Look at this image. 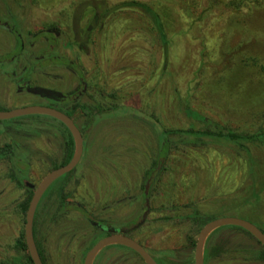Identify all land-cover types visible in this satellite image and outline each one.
<instances>
[{"label": "rangeland", "instance_id": "rangeland-1", "mask_svg": "<svg viewBox=\"0 0 264 264\" xmlns=\"http://www.w3.org/2000/svg\"><path fill=\"white\" fill-rule=\"evenodd\" d=\"M92 1L105 2L99 7L108 12L94 26L88 50L67 46L73 37L71 16L85 5L82 23L89 22ZM229 1L0 0V17L12 20L5 12L11 8L24 38L42 25L59 27L57 52L82 69L87 85L81 102L90 111L113 104L137 110L104 118L91 128L90 114L75 113L88 132L83 156L69 177L51 185L36 212V240L47 264H83L86 252L103 237L91 220L122 228L140 223L130 236L167 264H194L205 219L236 216L264 229V140L235 144L225 138L169 135L174 144L166 167L149 193L144 189L161 142L149 119L168 129L229 127L247 133L264 128V0H248L239 8L227 6ZM15 44L14 36L0 28V54ZM44 45L38 41L34 51ZM45 71L34 76L36 83L62 91L79 84L78 76L64 67ZM18 97L0 70L3 103L15 108L25 102L18 103ZM187 106L209 122L189 117ZM36 116L0 119V149L10 144L9 154L0 156V264L25 253L16 246L26 217L20 203L32 190L17 183L18 159L24 156L25 178L38 184L65 155L63 128L43 119L53 120L48 115ZM59 184L63 194L52 199ZM75 201L81 202V211ZM206 247L221 248L207 264H264L262 245L232 225L212 231ZM93 264L145 262L133 249L113 244L101 249Z\"/></svg>", "mask_w": 264, "mask_h": 264}, {"label": "trees", "instance_id": "trees-1", "mask_svg": "<svg viewBox=\"0 0 264 264\" xmlns=\"http://www.w3.org/2000/svg\"><path fill=\"white\" fill-rule=\"evenodd\" d=\"M247 1L248 0H231L227 3V6L229 5L231 7L239 8V7L245 6L248 3ZM256 1L260 2V0H256ZM92 2H95V3L89 4L91 6H94V7H92V8H94L92 11V18L89 22H87L86 24L82 23L83 11H84L83 8L85 5L81 6L80 11L78 10L77 12H75L71 16L70 30L72 31L73 37H72V39H68V41L66 42L67 46L71 47L72 45H76V46L79 45V47H81L83 50H85V49L88 50V47L91 44V41L93 39L94 26L98 22H102V19L106 16V14L108 12V9L106 7H104L103 10L100 8L101 7L100 5L101 4L105 5V2H103V1H92ZM132 3H135V1L127 2L126 4L129 5ZM187 10H188V7L185 9V11H187ZM159 28H160V30H162L161 26H159ZM162 36L164 39H166L164 33ZM18 38H19L18 49H22L23 44L21 43V37H18ZM59 43H60L59 39H58V41L55 40L54 43H52L55 49L57 47H59ZM49 49L52 50L50 45H49ZM53 60L57 61V63H61L62 65H64L65 67H67L70 70H74V72H76L80 75V78L82 80H85L84 76L82 75V72L79 70V67L75 63V60H73L72 58L57 55L54 57ZM12 76L13 77L16 76V80L18 79V77L22 76L21 80L18 82L23 83L26 86L28 91L46 98L51 103H53L56 107L61 108L62 110L66 111V113H68L71 116L75 115V113L78 111V109L82 110L84 112V114H90L92 120H91V122H89L88 128L93 127L98 121H100L104 118H107L110 116L124 115L125 110H127L129 114H132V112L137 111L133 107H130L127 105H117V104H115V105L113 104L111 106L101 105L97 108L96 111H90V109H88V107L81 102V99L77 98V92L75 89L70 90V91H66V92H61V91H57V90H53L50 88H45V87H41V86L33 85V84L29 83L28 82L29 76H27L25 73H23V75H18V74L15 75L12 73ZM58 101H62V105L57 104L56 102H58ZM184 111L189 117H192V118H194V119H196V120H198L204 124H207L209 122L207 120V117L204 114H202L200 111H198L196 109H193L190 106L185 107ZM49 117L53 118V120L40 117L39 114H38V116L32 117V118H35V119H42L43 118L49 124H52V125L58 124L59 126H61V128H63V132L67 134L66 144H65V155L63 157V161L60 164H58V165L62 166V165L66 164L70 161V159L74 153V150H75V141H74V138H73L71 132L69 131V129L67 128V126L64 123H62L60 120H58L55 117H52V116H49ZM149 120H152L150 123L152 124V127L156 130V132L159 133V135L161 133V135H160L161 136V142H160L159 156L153 162L150 170L146 172V181L145 182H146L147 188L144 187V189L148 193L151 190V186L155 183L157 178L161 175L162 171L166 167L165 166L166 157H167L169 151H171L172 145L174 144V140L172 138L169 139V135H172V134L178 135V136H180L181 139L183 136H195V137H200V138L203 136L225 138V139H228L229 141H231L235 144H239V143H242L244 141H248V142L253 141L254 142V141L264 140V128H260L256 132H247V133L237 131V130H235L233 128H229V127H226L223 129H218V130L196 129L194 127L170 128V129H168V128H164L157 121V119H149ZM9 147H10V144H7L6 147H4L3 149L4 150L9 149ZM12 175L16 176V173L14 172ZM18 180H19V183L20 182H21V184H22V182L24 183V180L22 179L21 176L18 177ZM146 195H147V193L145 192V198H147ZM29 200H30V196L20 203L21 210L23 212H25V215H26L27 208L29 206ZM36 215L37 214H35V219H34V233H35ZM194 216L196 218H199L197 215H194ZM191 217H192V215H191ZM211 219H213V218L205 219L203 221V223L204 222L206 223ZM136 224H138V223H136ZM232 226L241 228L244 231L248 232L247 230H245L244 228H242L240 226H237V225H232ZM215 230H217V229H215ZM262 230L264 231V229H262ZM248 233L251 234L250 232H248ZM35 238H36V234H35ZM36 242H37V246H38L41 258H42L44 264H47L45 257H44V254H43V251L41 249V246L39 245L37 240H36ZM192 242H193L192 245H194L195 241L192 240ZM16 246H17V248H19V250H21L25 253H22L21 256L20 255H12L10 257L11 259L8 258V262L6 264H34L30 254L28 252L24 235H22V237L17 240ZM149 251L156 258V260L158 261L159 264H167L164 261V259H160L151 250H149ZM134 252H136V251H134ZM220 252H221L220 247H213V248L206 247L205 251H204L205 264H207L209 262L210 258H212L213 256H216ZM259 256L264 260V247L263 246H262L261 253ZM187 264H192V261L188 260Z\"/></svg>", "mask_w": 264, "mask_h": 264}, {"label": "water", "instance_id": "water-1", "mask_svg": "<svg viewBox=\"0 0 264 264\" xmlns=\"http://www.w3.org/2000/svg\"><path fill=\"white\" fill-rule=\"evenodd\" d=\"M28 114H45L57 118L67 126L75 141V150L70 161L62 166L50 170L42 178L33 193L26 211L24 237L28 252L34 264H44L34 233V219L38 203L43 193L50 186V184L54 182V180L73 170L80 162L84 152V137L82 131L72 116L61 109L43 104H32L6 110L0 109V119H8ZM138 224L136 226H138ZM225 225H237L244 228L250 232L264 247V231L255 223L236 216H219L206 222L200 229L195 245L194 264H205L204 250L208 235L215 229ZM128 230L129 229L121 228L119 233L113 232L97 240L86 252L83 264H93L95 257L100 250L113 244H121L133 249L141 256L145 264H159L152 253L142 243L127 234Z\"/></svg>", "mask_w": 264, "mask_h": 264}, {"label": "flooded vegetation", "instance_id": "flooded-vegetation-1", "mask_svg": "<svg viewBox=\"0 0 264 264\" xmlns=\"http://www.w3.org/2000/svg\"><path fill=\"white\" fill-rule=\"evenodd\" d=\"M8 8L5 10V12L8 15H10V13H11L10 17L12 20H8V19H5L4 17H0V28L5 27L8 30V32H10L14 36V38L16 40V44H15V47L11 51H6V52L0 54V70L2 71V73L6 77H8L9 80H11L13 82L14 87H15V91L19 94V97L17 100L18 103L21 102L22 100L25 101V102H23V104H21L17 107L35 104V103L28 101L29 99L30 100L33 99L34 101L35 100L40 101V103L45 102V104H43V105H47V103H48L49 106L61 109L59 107H56L53 103H51L46 98L28 91L26 86L23 83L18 82L21 80L22 76L18 77V79L16 80V76L13 77L12 73L15 75L16 74L23 75V73H25L27 76H29V79H28L29 83H31L33 85L45 87V88H50L46 85L36 83L33 78L36 74H44L46 72L45 70L49 66L54 65L56 67H60V68L64 67V68L68 69L67 67H65L61 63H57V61L53 60L54 57L57 55L58 56H64V55L57 52L59 47H57L55 49L53 44H52V43H54L55 40L58 41L59 36L61 35L62 32L60 31V29L57 25H51V24L50 25H42L37 30L28 31V33L26 34V37L24 38L22 31L18 27L17 23L14 21V15H13L12 9L11 8L8 9ZM91 18H92V15H90L88 21H90ZM71 33H72V31H71ZM17 36L21 37V43L23 44L22 49H18L19 38ZM38 41L45 42V45L39 51H34L35 45ZM49 45L51 46L52 50L49 49ZM76 47L80 50H83L81 47H79V45ZM75 63H76V61H75ZM76 65H77V63H76ZM68 70H70V69H68ZM79 70L82 72V75H83L82 69H79ZM70 71L75 73L79 78V84L74 89L77 92V98L82 99L83 94L86 91V88H85L87 85L86 84V78L84 76L85 80H82L78 73L74 72V70H70ZM50 89L61 91V92H66V91L56 89V88H50ZM74 89H72V90H74ZM56 103L59 105L60 104L62 105V101H58ZM0 109L6 110V109H12V108H9V106H7L5 103H3L2 98H0ZM64 112H66V111H64ZM72 118L76 122L74 115L72 116ZM91 120H92V118L90 117V122H91ZM76 124L78 125L77 122H76ZM79 128L82 131L83 137L85 139L88 132L83 131L80 126H79ZM8 150L9 149H5V150L3 148L0 149V156L4 157L5 155H8L9 154V153H7ZM11 151H13V150H11ZM62 161H63V159H62ZM16 165H17V169L19 172L18 176H21L22 179L24 180V183L22 182V184H24V186L26 188H28L29 190L30 189L32 190V192L29 195H27V197L25 199H27L30 196V200H31L33 193H34L38 184H35L34 182H31L25 178L26 177V169L28 168V163H27V161H25L24 156H22L18 159V163H16ZM59 166L60 165H55V166L51 167L48 170V172L50 170L56 168V167H59ZM72 171L73 170H71L70 172H67L68 173L67 177H69V174ZM67 173H65V174H67ZM65 174H63V175H65ZM17 180H18V178H17ZM56 180H54V182ZM54 182H52L50 184V186L46 189V191L43 193V195L41 196V198L39 200L38 205L44 199L47 198V194H48L47 192L50 190V188L52 189L51 185ZM17 183H19V180ZM58 187H59V190H55V192H54L55 194L53 195L52 199L56 200L58 198V195H60V198H61V195L63 194V185H61V184H59V186L56 185L57 189H58ZM55 196H57V197H55ZM25 199H23V201ZM30 200H29V202H30ZM65 200H66V202H69V201H67V199H65ZM75 204H77V209H79L81 211V207L78 206L81 204V202L75 201ZM91 223L94 225V227L96 229H99L100 231H102L103 236L108 235V234L113 233V232L119 233L120 229L122 228V226H119V225L115 226V225H112L110 223L104 224L102 222H98V221H94V220H91ZM136 225L137 224H134L133 226H130V227H125L126 229H129L127 234L130 235V232L136 227ZM116 245H121V244H116ZM122 246H124V245H122Z\"/></svg>", "mask_w": 264, "mask_h": 264}]
</instances>
